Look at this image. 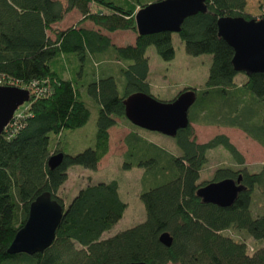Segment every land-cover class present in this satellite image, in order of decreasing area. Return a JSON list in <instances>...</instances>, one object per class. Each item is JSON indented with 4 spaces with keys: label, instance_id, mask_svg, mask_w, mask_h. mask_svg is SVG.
<instances>
[{
    "label": "trees",
    "instance_id": "1",
    "mask_svg": "<svg viewBox=\"0 0 264 264\" xmlns=\"http://www.w3.org/2000/svg\"><path fill=\"white\" fill-rule=\"evenodd\" d=\"M151 2L0 0L1 83L34 81L47 88L45 94L31 96L17 128L10 126L0 136V264H264V214L251 212L255 192L264 191V165L258 172L249 171L227 135L200 143L193 126L238 128L264 147V73L248 76L234 69V49L219 36L217 25L222 16L253 18L246 11L248 2L207 0L208 11L187 17L177 33L190 55H211L205 88L179 92L197 91L189 125L172 137L179 154L139 134L140 127L125 115L124 101L130 94L155 96L149 81L148 47L154 45L164 60L175 57L174 32L138 35L135 14ZM261 5L264 8V0ZM73 10L81 14L76 24L54 27ZM258 19H264V12ZM87 21L96 28L85 27ZM117 30L136 32L135 44L118 46L103 33ZM101 60L117 62L115 72L103 74V66L94 65ZM67 67L72 69L70 78L65 77ZM240 73L245 78L238 83ZM85 92L99 105L95 141L81 152L66 154L56 141L64 130L81 128L89 121ZM117 119L126 120L132 129L124 139L127 151L122 168L144 169L139 197L146 219L106 236L127 209L118 180L88 183L68 204L59 191L71 166L97 169L109 151V129ZM218 146H224L242 167H219L211 181H202L208 152ZM59 152L64 153L63 162L52 169L48 160ZM239 175L244 189L232 206L205 203L197 195L210 182ZM43 192H50L65 207L52 245L33 255L9 253L30 204ZM230 230L245 232L256 248L225 234ZM165 232L173 239L171 246L160 240Z\"/></svg>",
    "mask_w": 264,
    "mask_h": 264
},
{
    "label": "water",
    "instance_id": "2",
    "mask_svg": "<svg viewBox=\"0 0 264 264\" xmlns=\"http://www.w3.org/2000/svg\"><path fill=\"white\" fill-rule=\"evenodd\" d=\"M207 0H156L139 9L135 14L138 35L158 32L178 33L184 20L199 12L208 11ZM218 34L233 49L232 65L246 75L264 73V19L243 16H222L217 20ZM197 99V91L188 89L171 101L136 92L124 101L125 115L134 125L153 132L175 137L180 129L189 125V110ZM31 100L28 89L18 86H0V136L11 122L15 112ZM64 159V153L53 154L48 164L56 168ZM242 175L237 179L226 178L210 182L199 188L197 195L205 203L221 207L232 206L244 189ZM65 207L50 192H43L30 204L24 225L17 231L8 251L11 254L43 252L52 245L56 230L62 220ZM160 240L171 246L173 239L165 232ZM127 264H146L130 262Z\"/></svg>",
    "mask_w": 264,
    "mask_h": 264
},
{
    "label": "rangeland",
    "instance_id": "3",
    "mask_svg": "<svg viewBox=\"0 0 264 264\" xmlns=\"http://www.w3.org/2000/svg\"><path fill=\"white\" fill-rule=\"evenodd\" d=\"M155 1V0H151ZM247 13L253 18H259L264 12L261 4L263 0H247ZM81 15L76 10L68 14L65 20L59 24L62 28L70 27L77 23ZM87 26H93L90 22L86 23ZM135 34H137L135 32ZM134 32L120 31L112 34L116 42L129 43L134 40ZM172 42L175 49V57L172 60H164L157 53L154 45L148 47L147 55L151 65L150 80L153 83V94L159 100L170 101L174 99L178 93L188 87L204 89L205 83L208 79L209 70L211 66V55L203 54L199 56L190 55L185 48V43L180 39L177 33H173ZM68 65V63H66ZM78 70V69H77ZM86 72L90 73V66H86ZM245 78V74L240 73L237 77V82L241 83ZM119 91L123 92L122 82L118 79ZM91 82V79L88 81ZM84 99L91 109V117L89 121L81 128L66 129L60 136V148L66 154H76L92 146L95 141L96 135V120L98 116V106L95 99L85 92ZM28 103V102H27ZM29 105L23 104L20 108L21 111ZM120 126L130 127L128 122L124 119H117ZM113 128L112 133V150L111 159L108 157L101 162L99 168L96 170L86 169L83 166H71L68 171V179L60 189V195L65 199L68 204L73 197L77 194L78 189L86 186L88 183H97L99 181L109 182L111 180H118L120 185V195L124 202L127 203V209L123 218L114 226L112 230L107 232L106 236L114 235L119 231L131 228L146 219V210L144 203L140 199L141 181L140 175L136 170L123 169L120 160L122 153L125 149L122 144L123 129ZM197 141H208L216 135L223 133V127L218 125L199 124L194 125ZM141 132L146 137L156 140L165 139V142L157 141L168 150H172L175 154L179 151L175 145L172 137L164 135L160 132H153L140 128ZM230 133L229 138L231 142L242 153L245 159L244 167L251 172H258L264 165V147L240 129L228 130ZM53 139V135L51 137ZM52 144V143H51ZM170 144V145H169ZM232 167L234 169L242 167L233 155L224 147L218 146L208 152V162L201 172L202 181H211L215 171L219 167ZM135 169V168H134ZM251 212L253 216L264 214V191L257 189L253 196L251 204ZM225 234L234 236L237 240L246 242L250 247L256 248L254 240L243 231H226Z\"/></svg>",
    "mask_w": 264,
    "mask_h": 264
},
{
    "label": "crops",
    "instance_id": "4",
    "mask_svg": "<svg viewBox=\"0 0 264 264\" xmlns=\"http://www.w3.org/2000/svg\"><path fill=\"white\" fill-rule=\"evenodd\" d=\"M75 10H73V11H71V12H74ZM77 11V10H76ZM70 12V13H71ZM78 12V11H77ZM69 13V14H70ZM81 15V14H80ZM68 16V15H67ZM66 16V17H67ZM65 17V18H66ZM65 18H64V20H65ZM80 19H81V17H80ZM63 20V21H64ZM63 21H61V22H58V23H56V24H54V27H56V28H59V29H65V28H62V27H60V25L59 24H61ZM89 21H87V22H85V23H83V25L85 26V27H87V28H96L95 26L93 27V26H87V25H85L86 23H88ZM91 23V22H90ZM92 25H94L93 23H91ZM120 31H130V32H134V31H132V30H117V31H115V32H120ZM115 32H107V31H103V33L104 34H106V35H108L110 38H111V40H112V42L114 43V44H116V45H118V46H126V45H132V44H135V42H136V38H137V34H135V32H134V34H135V37H134V40H131L129 43H124V42H116L114 39H113V37H112V34L113 33H115ZM149 57V56H148ZM101 64V66H103V74H111L112 72H115V67L117 66V62H115V61H109V60H101V62H94V65L97 67V66H99ZM149 65H150V61H149ZM71 68L70 67H67V71H66V73H65V77L66 78H70V77H72V74H71ZM152 69H151V65H150V71H149V81H150V84H151V88H152V91H153V87H154V85H153V83L151 82V80H150V75H151V73H152V71H151ZM153 93V92H152ZM118 126H120V123L119 122H117V124L115 125V126H113V127H111L110 129H109V132H110V141H109V151H108V153L101 159V161L99 162V164H98V168H99V165L101 164V162H103V160L104 159H106L107 157L109 158V159H111V150H112V143H111V139H112V133H111V131H112V129L113 128H118ZM121 127V126H120ZM223 127V130H224V132L223 133H220V134H225V135H227L228 137L230 136L229 134V132H228V130H231V129H238V128H234V127H229V126H222ZM122 128V127H121ZM123 130V133L121 134V136H122V144L124 145V147H125V149H124V151H123V153H122V158H121V160H120V164L121 163H123V160H124V155H125V152L127 151V146H126V144H125V142H124V139H125V137L132 131V129H131V127H127V126H124L123 128H122ZM240 131H242V130H240ZM243 132V131H242ZM139 134H141V135H143L144 137H146L145 136V134H143L142 132L141 133H139ZM148 140H150V141H152V142H155L156 144H158V145H160V146H162L161 144H159L157 141H161V142H165V144H166V141H165V139H161V140H156V141H154V139H152V138H148V137H146ZM203 142H206V141H200V143H203ZM170 145V144H169ZM162 147H164V146H162ZM135 168V169H134ZM134 168H132L133 170H136V173L137 174H139L140 175V181H141V178H142V175H143V173H144V169L143 168H139V167H134ZM132 169H130V170H132ZM120 221V220H119ZM117 224V223H116Z\"/></svg>",
    "mask_w": 264,
    "mask_h": 264
},
{
    "label": "built area",
    "instance_id": "5",
    "mask_svg": "<svg viewBox=\"0 0 264 264\" xmlns=\"http://www.w3.org/2000/svg\"><path fill=\"white\" fill-rule=\"evenodd\" d=\"M0 85H2L1 80H0ZM10 85H17L18 87L28 89L30 94L34 95V96L43 95L47 91V88H45L44 86H40L39 82L36 83L34 81L29 82L27 84H23V83H19V82H11ZM7 86H9V85H7ZM20 107L15 112L13 119L11 120V122L8 124V126L5 129L9 128L10 126L17 128L18 120L21 119L22 117H24V115L26 114V112L28 110V107H25V109L23 111H21Z\"/></svg>",
    "mask_w": 264,
    "mask_h": 264
},
{
    "label": "bare ground",
    "instance_id": "6",
    "mask_svg": "<svg viewBox=\"0 0 264 264\" xmlns=\"http://www.w3.org/2000/svg\"><path fill=\"white\" fill-rule=\"evenodd\" d=\"M8 85H9V86H17V85H10V84H8ZM0 86H5V85L2 84V85H0ZM30 96H32V95L30 94Z\"/></svg>",
    "mask_w": 264,
    "mask_h": 264
}]
</instances>
